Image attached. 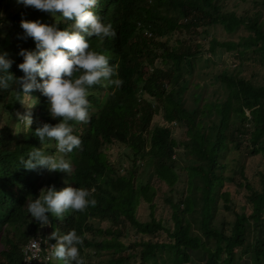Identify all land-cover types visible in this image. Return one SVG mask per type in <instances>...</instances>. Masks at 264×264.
<instances>
[{
  "label": "trees",
  "instance_id": "1",
  "mask_svg": "<svg viewBox=\"0 0 264 264\" xmlns=\"http://www.w3.org/2000/svg\"><path fill=\"white\" fill-rule=\"evenodd\" d=\"M122 1L98 0L94 8L102 14L103 8L113 5L118 11ZM228 1L159 0L158 6L147 2V14L163 17L181 37L171 44L153 43L160 50L153 59L160 61L150 72L147 68L155 61L145 58L143 62L130 47L121 56L110 55L120 72L127 69L145 76L139 81L147 89L140 94L141 102L138 88L126 100L120 90L106 98L98 115L88 122H71L74 133L82 126L85 129L75 133L82 142L78 153L64 154L74 169L70 175L52 171L47 184L57 190L66 183L87 188L96 204L68 211L63 220L50 214V220L60 234L75 228L83 235L80 251L87 264L102 252H109V257L99 264H264V173L260 172V181L256 175L249 178L243 160L264 153V83L256 76L241 77V67L233 74L226 70L218 77L226 95L213 99L204 86L190 85L189 80L193 62L206 53L215 56L220 49L239 60L252 55L264 69L261 11L238 15L228 8ZM251 1L254 6L264 5V0ZM21 19L56 24L60 29L71 23L15 0H0V51L13 61L9 71L14 78L23 75L16 67L22 61L19 49H34L32 38L22 35ZM213 27L230 36L241 27L247 35L238 42L222 41L213 34ZM155 36L165 37L161 27ZM91 39L99 51L95 37ZM188 91L190 105L183 97ZM92 99L95 104L100 101L98 94ZM27 104H32L29 127L15 115ZM46 104L39 90L19 99L13 91H0V246H6L0 250V264H23L22 245L41 231L24 206L27 197H35L44 186L42 177L48 170L18 167L17 157L41 147L32 132L36 127L56 123ZM156 115L163 123L152 124ZM12 119L16 120L13 127ZM177 128L183 129L179 139L175 138ZM115 142L128 150L118 161L126 169L121 176L110 168L104 152ZM45 151L51 154L54 149ZM232 154L237 157L230 160ZM230 184L244 189L245 205ZM146 205L150 218L142 221L139 211ZM93 219L97 221L92 223ZM106 221L108 228L101 226ZM88 233L98 234L89 240ZM46 264L55 263L52 259Z\"/></svg>",
  "mask_w": 264,
  "mask_h": 264
},
{
  "label": "clouds",
  "instance_id": "2",
  "mask_svg": "<svg viewBox=\"0 0 264 264\" xmlns=\"http://www.w3.org/2000/svg\"><path fill=\"white\" fill-rule=\"evenodd\" d=\"M15 2L24 7L30 6L46 11L57 21L62 18L71 20L63 29L58 28L56 24L50 25L39 20H20L19 26L23 37H30L34 42V49L21 48L17 53L22 57V61L16 65L23 73L20 77H13L9 71L13 61L7 58L6 52L0 51V91H13L19 99L23 96L30 97L33 90H39L47 98L46 108L49 116L56 120L54 124L44 122L32 131L40 141L41 147H32L26 154L19 155L17 166H22L26 170L40 168L49 172L63 171L70 175L74 166L64 154L70 153L75 156L78 153L82 148V142L75 133L85 130L82 126V129L79 128L74 133L71 122L81 124L88 122L90 117L97 116L102 103L115 92L124 90L120 93L122 99H132L133 89L138 88L137 97L141 102L140 94L147 90L146 85L139 82L145 79L144 75H139L141 72L132 74L127 69L120 72L118 65L112 63L110 55L118 52L121 56L126 47H130L137 56L143 57L141 59L143 62L145 58L155 61L154 65L147 68L150 72L160 61L153 59V56L160 52L153 43L156 44V41L175 43L177 37L181 35H178L174 28L170 29V23L160 15L147 14L144 5L148 2L158 6L159 0L144 2L125 0L118 11L113 10L111 5L108 10L103 8L102 14L94 8L98 0H15ZM160 27L165 33L162 39L155 36L156 29ZM92 37H95L99 51L92 47ZM145 74L146 77L149 75L147 71ZM94 94L100 97L98 104L93 102ZM144 97L147 99L149 95L145 94ZM17 115L19 122L25 123L28 127L32 124L30 111ZM113 146L124 145L115 142L106 147L104 152L111 162L108 165L112 170L114 168L118 175H125L126 169L120 168L118 163H113L110 154L107 153V149ZM45 148H53L54 152L49 154ZM143 164L141 162V165ZM95 204L96 200L89 189L73 187L67 183L59 190L54 185L47 187L44 185L38 195L35 197L29 195L24 207L41 231L22 245L23 264H46L52 259L54 263L59 261L60 264H87L80 251L83 235L78 234L75 228L60 234L58 229L53 228L50 217L54 216L57 221L63 220L66 212L83 211ZM96 221L93 219L92 223ZM4 229L11 230L7 226ZM48 232H51L50 243L47 240ZM97 234L88 233L86 236L90 240ZM0 250H6L2 243Z\"/></svg>",
  "mask_w": 264,
  "mask_h": 264
},
{
  "label": "rangeland",
  "instance_id": "3",
  "mask_svg": "<svg viewBox=\"0 0 264 264\" xmlns=\"http://www.w3.org/2000/svg\"><path fill=\"white\" fill-rule=\"evenodd\" d=\"M228 8L230 10H235L238 15L242 14L243 12L250 10V12H256L261 11L262 16L264 18V5L263 6H254L251 0H229L228 1ZM212 32L215 35L216 38L222 41H232V42H238L240 36H246V32L243 30V28H238L234 36L228 35L226 32H224L223 29L219 27H213ZM208 46H206L207 48ZM194 66L191 70V77L190 85L192 83L194 84H200L206 88V92L211 93L213 99L215 98H221L226 95V91L221 88V84L218 81V77L221 75L223 71H229L230 74H233L236 72V70H240L241 67V77L249 78L252 76H256V80L264 83V69L260 67L259 62L255 60V57L252 55H248L247 57H242L240 60L236 57V54L226 52L225 50H218L215 56H211L210 53H206L200 58H198L196 61L193 62ZM191 89V86H189ZM190 92H183V97L187 98V104H189V97ZM32 104H27L26 108L21 107V109L18 111V114H25L29 110H31ZM17 113V112H16ZM17 115V114H15ZM16 120H11L10 125L14 126ZM153 123H163L162 118L160 115H157L154 117ZM152 123V124H153ZM12 126V127H13ZM183 129L177 128L175 131V138L179 139L181 137ZM126 146L118 147L113 146L107 149V153L110 154V160L117 164L119 159L121 158V155H123L125 152H127ZM237 156L235 154H232L229 156L230 160H233V158H236ZM244 163L246 165L247 171L246 175L249 178H253V176L256 175L255 179L257 181H260L259 179L262 178L263 175L260 174L261 171L264 173V153L257 154L254 156H249L246 159L244 158ZM54 175L52 172L46 173L45 177H42L43 183L45 187L48 186L47 182L51 178L50 176ZM227 185V184H226ZM227 187V186H226ZM234 191L240 193L241 203L242 205L246 204V196L244 192V189L236 188L234 185L230 184V186ZM243 197V198H242ZM139 217L142 221H148L149 220V212L147 211V205L145 207H141L139 211ZM95 221V220H94ZM104 228H108L110 226L109 222H104L102 225ZM132 234L135 233L134 230H131ZM51 232L47 233V240L48 243L52 241V239H49ZM129 242H126L127 245ZM94 250V249H92ZM93 251V255H94ZM47 255V252H46ZM109 257V252H102L101 254L95 255L94 258L91 259L92 264H99L101 261L106 260ZM138 261V260H137ZM55 264H60L59 261H55Z\"/></svg>",
  "mask_w": 264,
  "mask_h": 264
}]
</instances>
